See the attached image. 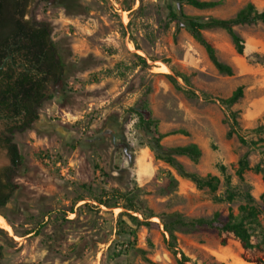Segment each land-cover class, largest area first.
<instances>
[{
    "label": "rangeland",
    "instance_id": "rangeland-1",
    "mask_svg": "<svg viewBox=\"0 0 264 264\" xmlns=\"http://www.w3.org/2000/svg\"><path fill=\"white\" fill-rule=\"evenodd\" d=\"M66 1L70 11L42 1L29 9L50 25L68 69L40 119L14 137L24 164L14 178L19 189L0 209L2 263L183 264L184 255V264H254L236 240L224 245L217 230L178 219L219 215L227 222L250 196L261 204L264 134L253 131L264 125V24L235 27L243 55L226 31H203L219 61L232 68L226 75L170 13L225 20L249 3L263 12L264 0H200L219 3L206 9L183 0ZM239 87L243 97L223 105ZM142 97L164 147L199 146L198 161L176 160L186 173L217 178L215 189L197 187L156 157L150 136L129 113ZM230 112L246 143L229 136ZM9 163L0 145V168ZM259 220L261 226L248 227L254 243L264 239V214Z\"/></svg>",
    "mask_w": 264,
    "mask_h": 264
},
{
    "label": "trees",
    "instance_id": "trees-1",
    "mask_svg": "<svg viewBox=\"0 0 264 264\" xmlns=\"http://www.w3.org/2000/svg\"><path fill=\"white\" fill-rule=\"evenodd\" d=\"M54 5L62 6L70 11L71 7L66 0H41ZM181 1V0H179ZM189 5L206 9L217 6L218 2L200 0H183ZM23 8V14L27 5L22 6L17 0H0V67L3 60L9 55L12 60L0 68V122L4 124L0 132V145L6 150L9 165L0 168V209L5 208L19 189L14 182L15 176L24 164V157L19 151L14 137L17 133H23L33 127L40 119L39 109L43 104L53 98L52 90L60 86L66 78L68 65L62 49L51 39V27L44 22H38L31 14L29 20L23 21L15 18V14ZM171 18L178 24L184 23L196 41L204 46L209 59L220 73L232 75V68L219 61L213 43L207 39L203 31L205 29H222L231 37L238 54L243 55L245 41L239 36L235 27L239 25L261 22L264 24V11L259 12L254 4L249 3L234 18L208 19L201 21L171 11ZM9 28L5 33L4 28ZM11 46H13L11 48ZM243 97V88L239 87L228 99H222L226 106L236 104ZM130 115H135L140 128L150 136V147L158 159L164 160L175 167L183 176L194 182L197 187L208 186L216 188L215 177L208 175L200 177L197 174L186 173L183 166L178 163L176 156L188 157L192 161H198L202 152L198 145L177 146L167 148L162 145L163 135L158 130L157 122L153 119L146 97L129 110ZM231 122L229 136L237 134L243 143H246L240 135V126L236 112H230L228 116ZM254 133L264 134V125L254 129ZM254 144H257L254 143ZM264 154V151H263ZM241 171L248 167L247 158L240 162ZM261 204H254L250 196L249 201L239 207L238 215L229 214L227 222L220 220L216 215L211 220H197L185 222L178 219V223L194 229L217 230L221 237V243L227 244L230 239L236 240L242 250L244 258L254 264H264V239L254 243L249 226H261L259 217L264 214V192L260 197ZM0 232H3L0 230ZM3 261L2 247H0V264ZM187 261L183 255L182 263Z\"/></svg>",
    "mask_w": 264,
    "mask_h": 264
},
{
    "label": "flooded vegetation",
    "instance_id": "flooded-vegetation-1",
    "mask_svg": "<svg viewBox=\"0 0 264 264\" xmlns=\"http://www.w3.org/2000/svg\"><path fill=\"white\" fill-rule=\"evenodd\" d=\"M17 1H19L22 6L27 5V8H26V11H25L24 14H23V8H22L14 16H15L16 19L26 21V20H29L31 18V13L29 12L30 7H32L34 5V3H36L37 1H41V0H17ZM8 29H9L8 27L4 28L1 32L5 33ZM12 47L13 46H11V48ZM11 60H12V56L9 55L8 57H6L3 60V64H2V66L0 68L4 67L6 65V63L8 61H11Z\"/></svg>",
    "mask_w": 264,
    "mask_h": 264
},
{
    "label": "bare ground",
    "instance_id": "bare-ground-1",
    "mask_svg": "<svg viewBox=\"0 0 264 264\" xmlns=\"http://www.w3.org/2000/svg\"><path fill=\"white\" fill-rule=\"evenodd\" d=\"M130 46V45H129ZM130 49L131 50H134L135 48L134 47H130ZM159 65H161L158 69L162 72V73H168L169 72V69L164 65V64H160L159 63ZM158 72V71H157ZM5 232H7V233H9V235H10V237L12 238H15L17 241H19L20 240V238L19 237H17V236H15V235H13L11 232H9V231H7V230H5ZM12 238V239H13Z\"/></svg>",
    "mask_w": 264,
    "mask_h": 264
},
{
    "label": "built area",
    "instance_id": "built-area-1",
    "mask_svg": "<svg viewBox=\"0 0 264 264\" xmlns=\"http://www.w3.org/2000/svg\"><path fill=\"white\" fill-rule=\"evenodd\" d=\"M60 165V164H59Z\"/></svg>",
    "mask_w": 264,
    "mask_h": 264
}]
</instances>
